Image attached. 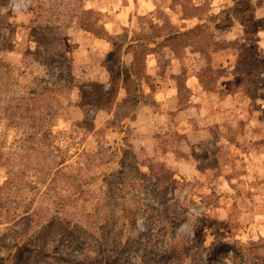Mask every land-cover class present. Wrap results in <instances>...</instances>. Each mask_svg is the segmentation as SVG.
<instances>
[{"label": "rangeland", "instance_id": "1", "mask_svg": "<svg viewBox=\"0 0 264 264\" xmlns=\"http://www.w3.org/2000/svg\"><path fill=\"white\" fill-rule=\"evenodd\" d=\"M201 1L0 0V264H264V0ZM197 19L173 42L178 112L110 117L97 86H120L123 49ZM106 24L118 43L94 34L112 49L90 54L85 25ZM185 40L204 56L182 59ZM226 245L246 258H215Z\"/></svg>", "mask_w": 264, "mask_h": 264}, {"label": "crops", "instance_id": "2", "mask_svg": "<svg viewBox=\"0 0 264 264\" xmlns=\"http://www.w3.org/2000/svg\"><path fill=\"white\" fill-rule=\"evenodd\" d=\"M244 1H248V3H253L254 0H234L233 2H235V4H232V5H234V7H238V5L243 3ZM202 4L203 2L201 0H197V2L195 3V6L201 7ZM212 6H215L216 10H219L216 7L217 4L213 3ZM155 8H156L155 4L150 3V2H140L138 5V11L141 12L140 14H147L148 12L153 11ZM220 9H223V7H221ZM224 10H225V7H224ZM213 11H214V8H213ZM156 23H159V22L156 21L155 24ZM182 23H187L186 26L184 25L182 26L183 30L172 31L171 33H169V35L161 36L159 40H156V41H161V42L150 43L148 47V49L150 50H145L144 52L145 54L143 56L140 55L143 59L144 66L140 71L139 77L137 76L133 77L136 80L138 90L135 93L129 94L127 93L125 88L122 87V85L120 84V86L118 87V94L115 100V104L109 113L110 117L117 116L121 110L124 111L127 109V110H134L135 112V113L133 112L134 114L132 115L134 116L133 122L134 120L142 121L146 119V116H147L146 113L150 111L149 109L150 104H152V106H155V105L161 106V108L164 111L167 107L172 109L170 105H173L174 106L173 110L175 112H178V109L175 107L177 106L178 102H180L179 96L181 94V91H180V88L177 82V78L182 74V71L177 70V67L181 65V61H179L178 59L181 57H177L175 50L173 48V43L171 42V38L173 36H180L186 33H189L190 35L196 34L198 33L199 30H201V27L204 28L205 25L207 24L205 19L204 20L197 19L195 22H193L194 24H190L189 21L187 22L185 21ZM244 24H245L244 27H246L248 23H244ZM172 25L175 27L174 23H172ZM237 25L239 24L235 20L234 23L233 22L231 23L230 27L233 28L234 26H237ZM104 28L107 31L108 35L112 37V40H111V42L113 41L112 44H117L118 42L114 41L115 39H117V36H115V33L111 34V32L108 29V24L104 25ZM248 29H249V26H248ZM258 34L259 36L260 35L263 36L262 32L260 33L258 32ZM86 35H87V39L91 43L90 54L93 53V46L102 47L106 50L109 49L111 51L112 46L109 45L110 43L107 44L108 42L106 43V41H104L103 39L95 37L94 34H91L90 36L89 33H86ZM199 37L200 36L198 33L197 38ZM235 39L236 38H231L228 40L227 38V41L228 42L235 41ZM185 41H187V43L184 44V50L182 52V56H183L182 59L183 58L190 59V57L202 58L204 56L203 55L204 48H203V51L202 49H200V47L194 50V48L191 47V45L189 44V41L188 40H185ZM197 42L195 43L197 44ZM215 42L220 44L223 41H222V38L216 37ZM137 43L138 41H131L130 44L136 45ZM157 44H160L161 46L160 48H158V50H154ZM198 45H201V44H198ZM224 51H227V49L226 50L219 49L217 50V52L212 53L211 54L212 59L215 60L216 57L222 54ZM100 52H101L102 60H104V57L106 58L108 54L105 53V50H102ZM128 52L129 51H127L126 49H123L122 57H124V61L126 63L125 65L127 66L129 65V66L125 67L121 72H118L119 74H121V78L124 76V74L127 72V70L132 66L133 62L135 61L136 55H134L133 57L132 55H129ZM87 54H88V48H87ZM128 57L131 58V60H128L129 59ZM87 58L89 59V57ZM162 58L169 59V66L167 67V70L164 75H162L161 72H159L160 67H159L158 60ZM87 65H88L87 69H90V71L87 73L89 76L94 77L95 74L97 75L102 74V72H95L94 64L92 63V60L89 59ZM102 69L105 70L104 68ZM189 74L190 73L187 72V76H190ZM102 75L107 76L105 72H103ZM189 78L187 79L188 87H191V88L197 87L199 90H202L203 92L202 94L206 99L214 98L215 91H212L213 93H207V91H204L201 85L202 81L200 77H197L198 79L196 77L193 79V81H195V84L191 83V79ZM101 83H104V79L102 80ZM219 85H221L220 82H219ZM142 102H151V103L145 104Z\"/></svg>", "mask_w": 264, "mask_h": 264}, {"label": "trees", "instance_id": "3", "mask_svg": "<svg viewBox=\"0 0 264 264\" xmlns=\"http://www.w3.org/2000/svg\"><path fill=\"white\" fill-rule=\"evenodd\" d=\"M84 25V24H83ZM99 27V26H98ZM86 31L88 32H91L97 36H100V37H108V33L107 31L105 30L104 26H101L97 29H95L93 26H87L85 25V28H84ZM178 39H180V36H173L171 38V42H176ZM226 48V47H225ZM140 60H142V57L141 56H135V61L133 62L132 66L127 70V72L124 74V76L122 77V87L125 88V90L127 91V93L129 94H132V93H135L137 92L138 90V87H137V83H136V80L133 78L134 76H137L139 77L140 75V72L138 69H136L137 65L139 64ZM202 81V79H201ZM100 89H99V96L103 98L106 97L105 99L109 100L110 102H105L107 103V108L108 109H112V107L114 106L115 104V100H116V97H117V94H118V88L117 89H113V88H110L108 89L106 92L104 91L103 92V87L101 84H98V86ZM86 102V101H85ZM103 105H101L99 108H102ZM102 110V109H101ZM52 225V222H49V226ZM73 236V235H72ZM79 241H80V236H76V242H77V245H79ZM231 250V252H233L234 254V257L235 258H238L240 260H244L246 258V255H244V249L239 247V246H229V245H226L222 248H219L217 251L214 252V257L217 258L216 256L221 257L219 256L218 254H222L224 252V255H228L227 253ZM4 261V259H2Z\"/></svg>", "mask_w": 264, "mask_h": 264}]
</instances>
